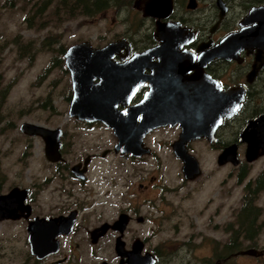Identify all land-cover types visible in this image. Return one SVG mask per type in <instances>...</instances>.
<instances>
[{
	"label": "flooded vegetation",
	"instance_id": "flooded-vegetation-1",
	"mask_svg": "<svg viewBox=\"0 0 264 264\" xmlns=\"http://www.w3.org/2000/svg\"><path fill=\"white\" fill-rule=\"evenodd\" d=\"M144 2L115 0L111 7L91 16H107V12L114 10L125 21H131L127 22L126 29L114 32L100 45L92 44L89 39L79 40H89L92 46L103 47L108 42L122 39L121 45L110 56L118 63L135 53L149 50L142 64H129L127 69H114L112 73L115 91L125 101H117L116 108L122 116L131 115L134 119L129 128L140 133L144 126H151L135 146L134 150L141 152L128 149L120 135L103 121L79 118L69 112V107L68 116L82 123L83 130L102 125L109 130L113 142L94 144L93 150L88 146L90 144L78 142L75 132L68 133L61 125L48 126L61 129L58 155L51 159L47 157L43 136L23 132L42 139L40 167L45 171L29 183L5 185L8 171L0 159V193L16 187L19 196L25 194L22 206L0 210V264H169L177 258L181 259V264H232L243 257L264 260V253L244 252L248 247L264 250V243L259 244V236L264 230V208L257 201L264 188V168L250 175L254 161L264 157V153L248 160L247 142L239 140L246 122L264 113V59L250 76L254 65L260 62L257 55H264V48L243 46L236 51L235 46H231L226 49L229 57H206L226 35L256 23L257 20L246 21V17L252 8L263 6L264 0H172L168 15L159 19L174 23L168 26L176 28L167 33L168 46L163 49L157 48L160 40L155 36L158 18L143 14ZM130 10L135 12L137 23L132 22ZM58 40L54 39V44ZM67 47L58 48L63 61ZM59 58L58 55L53 59ZM66 69L71 84L66 100L70 105L73 89L70 71ZM97 80L98 77L93 79ZM203 84L207 86L201 88ZM11 85L7 82L1 91L6 92ZM232 88L231 95L241 96L239 107L231 115L221 117L214 129V137L209 139L202 135L186 141V150L195 157L199 168L198 174L187 176L183 169L184 159L175 150L182 125L173 118L181 116L186 99H194L200 92L232 99L226 94ZM143 100H148L144 112L135 109ZM145 115L148 119L143 122ZM173 115L175 117L169 121L163 120L165 116ZM197 142L207 149H195L193 145ZM234 142L238 162L233 163L231 159L219 162V154ZM208 152H211L209 157ZM109 156L112 159L104 162ZM165 156L179 163L177 184H163L162 177L152 171L141 174L144 168H152L147 164L153 161L160 167L161 157ZM208 160L217 164L216 167L228 170L227 176L219 181V189H216V183L209 187L213 194L208 197V205H216L206 225L213 234L200 233L201 239L197 243L179 240L183 224L178 219L172 223L177 234L174 241L153 243V237L173 215L163 210L172 206L168 194L190 195L196 188H201ZM97 173L101 175L93 181L92 177ZM231 174L236 176L235 183L242 186V194L238 208L228 214ZM112 186L117 189L112 191ZM256 188L259 190L255 194ZM155 190L158 193L152 195ZM110 194L115 196V210L91 209L96 202L94 197L104 195L109 198ZM28 204L29 208L25 206ZM5 213L9 215L3 216ZM215 232L221 235L216 236ZM194 247V250L206 247L208 252L184 256L183 260V249Z\"/></svg>",
	"mask_w": 264,
	"mask_h": 264
},
{
	"label": "rangeland",
	"instance_id": "rangeland-1",
	"mask_svg": "<svg viewBox=\"0 0 264 264\" xmlns=\"http://www.w3.org/2000/svg\"><path fill=\"white\" fill-rule=\"evenodd\" d=\"M55 3L56 0H0V159L8 171L5 185L29 183L30 179L45 171L40 167L43 161V141L39 137L24 134L19 129L22 121L37 122L51 127L61 125L68 133L75 132L77 141L90 144L88 146L93 150L94 144L113 142L106 127L98 125L83 130L82 123L68 116L69 104L66 96L71 88L70 76L62 52H59L58 48L60 46L66 48L82 39H89L92 44L100 45L110 39L114 32L124 31L127 22L131 21H125L116 15L114 10L107 12V16L79 14L69 18L63 13L57 14L59 11ZM134 15L135 12L131 11L132 22L137 23L138 18ZM54 39L59 40L54 44ZM58 55L62 59V64L51 63ZM7 82L12 85L6 92L1 91ZM193 146L195 149H207L201 142ZM210 155L211 152H208L207 156ZM111 159L109 156L104 162ZM161 163L160 167H156L154 161L147 164L152 165V168H144L141 174L152 171L162 177L163 184H177L180 174L179 163L173 158L167 159L166 156L161 157ZM216 166L209 160L205 162L204 185L196 188L190 195L168 194L172 206L169 205L163 210L172 212L173 215L168 217L166 225L153 237V243L162 240L174 241L177 234L172 223L178 219L183 224L179 240L197 243L201 239L200 233L207 236L213 234L206 225L207 218L216 205V203L208 205V197L213 194L209 192V187L216 183V189H219V181L227 176L228 172L227 168ZM262 168L264 157L254 161L250 175H255ZM100 175L101 173L95 174L92 180H98ZM229 180L232 188L230 205L226 212L233 214L240 205L242 186L235 183V174H231ZM114 189L117 187L112 186L111 190ZM184 190L188 191V188L185 187ZM45 193H48V190H45ZM151 193L154 195L158 191ZM110 195L109 198L104 195L94 197L96 202L91 209L115 210L116 204H113L115 196ZM257 201L264 208V188ZM214 234L221 235L220 232ZM263 243L264 230L259 236V244ZM194 249L195 247L190 250L183 249L182 259L185 260L184 256L208 252L206 247ZM263 261L262 258L243 257L232 264H264ZM169 264H181V259L177 258Z\"/></svg>",
	"mask_w": 264,
	"mask_h": 264
},
{
	"label": "water",
	"instance_id": "water-1",
	"mask_svg": "<svg viewBox=\"0 0 264 264\" xmlns=\"http://www.w3.org/2000/svg\"><path fill=\"white\" fill-rule=\"evenodd\" d=\"M171 8L172 0H145L143 4V14L158 18L155 36L160 40V43L157 48L163 49L167 47L168 44L165 41L167 33L176 30L175 27L168 26L174 23L159 21L160 17L168 15ZM262 12H264V5L252 8L246 17V21L257 20V22L250 26H243L241 29L226 35L206 54V57L228 56L226 49L231 46H235L236 51L243 46L264 48V18L262 17ZM122 42V39H117L108 42L103 47H94L89 40H83L67 47L64 52V61L71 74L73 89L69 112L79 118L103 121L120 135L121 141L125 143L128 149L140 153L141 150H134L136 149L135 146L141 142V136L151 126H144L140 133L134 132L129 128V124L134 119L131 115L122 116L116 108L117 101L122 99L119 98L118 93L115 91L112 73L114 69H127L129 64H142L143 58L148 56L149 50L135 53L130 59L125 60L123 63H118L111 60L110 56L112 51L118 48ZM257 57H259L260 62L254 65V68L250 71V76L255 73L256 68L262 64L264 59V55L258 54ZM95 77H98L97 81H93ZM205 86L207 85L203 84L201 88ZM233 90L234 88L226 92L227 96H232V99L219 97L218 95H205L200 92L199 96H195L194 99H186L183 102V109L180 112L181 116L175 117L173 115L163 118L164 121H167L171 117H175L173 119L179 120L182 125V131L176 140L175 150L184 159L183 169L186 171L185 174L187 176H195L199 173V168L195 157L186 150V141L202 135H206L209 139L214 137V129L221 117L223 115H231L239 107L241 96L234 97L231 95L230 93ZM122 101V103L125 102L124 100ZM147 104L148 100H143L135 106V109L144 112ZM196 112L199 114L196 115ZM147 119L146 115L142 117L143 122ZM20 130L30 135L39 134L43 136L46 143L47 157L51 159L57 157L61 131L59 127L51 128L32 121H22ZM239 140L247 142L246 157L248 160L264 153V113H260L246 122L240 131ZM236 146V142L226 146L219 154V162H223L226 159H231L233 163L238 162ZM24 198L25 194L22 193L19 196L16 187L11 188L7 193H0V210L22 206ZM25 206L29 208V204ZM7 215L9 214H3V216ZM244 252L257 255L264 253V250L248 247Z\"/></svg>",
	"mask_w": 264,
	"mask_h": 264
},
{
	"label": "trees",
	"instance_id": "trees-1",
	"mask_svg": "<svg viewBox=\"0 0 264 264\" xmlns=\"http://www.w3.org/2000/svg\"><path fill=\"white\" fill-rule=\"evenodd\" d=\"M115 3V0H56L55 6L59 11L57 14H64L71 18L79 14L92 15L100 11L101 9L111 7ZM56 65L62 64V59L51 62ZM258 188L254 193H258Z\"/></svg>",
	"mask_w": 264,
	"mask_h": 264
}]
</instances>
